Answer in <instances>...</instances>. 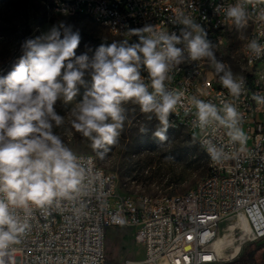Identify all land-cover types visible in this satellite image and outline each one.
Listing matches in <instances>:
<instances>
[{"label": "clouds", "instance_id": "clouds-1", "mask_svg": "<svg viewBox=\"0 0 264 264\" xmlns=\"http://www.w3.org/2000/svg\"><path fill=\"white\" fill-rule=\"evenodd\" d=\"M215 11L238 30L249 19L264 26L261 0L219 4ZM171 23L182 26L179 33L154 25L129 29L125 35L137 36L138 42L123 39L101 44L91 58L87 53L76 54L80 32L64 22L24 42L18 63L0 76V264H11V253L29 234L37 210L69 206L77 215L86 212L85 201L99 173L90 158L77 155L66 144L65 137L74 130L91 142L93 150L115 145L127 119L124 106L128 103L138 105L148 120L154 116L159 121L153 135L165 144L172 126L170 115L187 99L195 108L191 127L208 133L199 142L214 164L227 158L230 147L246 144L236 103L246 91L245 78L217 60V44L207 39V32L192 16L181 13ZM247 49L254 58L264 55L258 38L251 39ZM186 60H207L230 99L217 104L195 95L186 98L183 91L170 88L171 72ZM86 73L91 86L76 102L79 88L86 85ZM258 79L264 82V74ZM252 98L264 104V96L253 94ZM58 101L71 105L67 115L57 113ZM139 130L146 133L147 127ZM220 130L227 137L222 144L214 135Z\"/></svg>", "mask_w": 264, "mask_h": 264}, {"label": "built area", "instance_id": "built-area-1", "mask_svg": "<svg viewBox=\"0 0 264 264\" xmlns=\"http://www.w3.org/2000/svg\"><path fill=\"white\" fill-rule=\"evenodd\" d=\"M236 0H173L162 5V0H62V7L50 8L59 12L74 7L75 15L91 17L112 35L129 42H138L137 36H126L129 29L146 25L164 31L179 33L180 25L172 19L183 13L194 18L207 32V39L219 46L217 60L228 66L224 52L232 22L215 11L219 4H234ZM264 2V0H261ZM109 11H116V19H109ZM251 11V7H249ZM241 45L245 66L246 91L236 102L247 135L243 146L228 149L222 162L208 166V180L193 188L190 194H173L170 201H151L148 197L121 194L114 174L100 171L95 186L86 198V212L77 215L74 207L62 206L48 212L37 210L29 234L11 253V264H100L105 257V229L108 226L126 227L143 247L144 257L138 264H211L222 257L215 242L223 225L240 227L243 220L249 231L243 242L264 238V104H257L253 94L264 96V82L258 79V68H264V55L254 58L247 43L258 38L264 44V26L249 19ZM183 45H178V47ZM3 69L0 68V75ZM145 83L147 73L142 71ZM169 87L183 91L185 97L219 104L230 99L219 76L207 60L191 62V71H184L183 62L171 72ZM195 108L187 99L170 115V121L187 122V130L200 140L208 133L191 127ZM215 139L224 143L223 130ZM206 157H209L202 148ZM91 159V154L79 153ZM243 232V231H242Z\"/></svg>", "mask_w": 264, "mask_h": 264}, {"label": "rangeland", "instance_id": "rangeland-1", "mask_svg": "<svg viewBox=\"0 0 264 264\" xmlns=\"http://www.w3.org/2000/svg\"><path fill=\"white\" fill-rule=\"evenodd\" d=\"M60 22L71 25L74 31L80 32L81 42L76 50L77 55L87 53L91 58L101 44L123 40L112 35L91 17L53 11L49 0H0V68L3 69L1 76L7 75L18 63L24 54L22 45L27 39L43 35ZM247 33V27L238 30L233 25L224 47L227 67L237 77L243 74L241 45ZM85 80L86 85L79 88L76 102L83 98L85 91L91 86V77L87 73ZM69 107L71 105L65 106L61 101L55 105L57 113L62 116L67 115ZM124 107L127 119L115 145L93 150L91 142L74 130L70 136L65 137L66 144L76 154H91L100 167L115 175L119 193L148 194L153 197L181 194L191 190L207 175L202 162L194 158V150L201 148L193 133L186 129L174 130L169 127L168 142L162 144L153 135L159 127V121L154 116L148 120L138 105L128 103ZM143 125L147 127L146 133L139 130ZM61 131L54 129L56 133ZM227 233L230 231L223 225L219 237ZM241 234L242 231L238 228L232 231L233 237L237 238L236 243L239 242ZM231 251L228 249L227 253ZM263 252L264 238L246 240L235 257L225 255L220 261L211 264H226L238 258L249 259L253 261L252 264H264ZM143 257V247L134 241L132 229L106 227L105 257L100 264H138Z\"/></svg>", "mask_w": 264, "mask_h": 264}, {"label": "bare ground", "instance_id": "bare-ground-1", "mask_svg": "<svg viewBox=\"0 0 264 264\" xmlns=\"http://www.w3.org/2000/svg\"><path fill=\"white\" fill-rule=\"evenodd\" d=\"M173 0H162V5H170V2H172ZM52 7H62V0H52ZM58 13L60 14H74V7H64L62 10H60ZM109 19H116V11H109ZM183 47V46H180ZM186 54V53H185ZM219 55V46H217V50H216V56ZM183 66H184V71H191V61H184L183 62ZM3 72V71H2ZM264 74V68H258V77ZM245 75V66H243V74L241 76L238 77H244ZM1 76V75H0ZM171 125L170 128H174L175 129H186L187 130V122H183V121H170ZM201 150L202 147L200 146ZM208 160V164H209V157H206ZM91 160L92 163H96V160L94 158V156L91 155ZM209 166V165H208ZM99 167L100 171H105L102 167ZM208 180V173L205 177H203L201 180H199L196 185L193 187H199L203 182H206ZM193 188L185 193H181V194H190L193 191ZM132 196H140V197H148L149 200L151 201H159V196L153 197L150 196L148 194H140V195H132ZM171 200V195H162V201H170ZM240 227L242 229V234L239 237V242L236 243L237 238L233 237L232 235V231L233 228L230 227V233H227L223 236L218 237V239L215 242V247H216V251L217 253L223 257L225 255L229 256V257H235L241 249V244L243 243V235L245 233H247L249 231L248 226L246 225V223L241 220L240 221ZM228 249H231V253H227Z\"/></svg>", "mask_w": 264, "mask_h": 264}, {"label": "trees", "instance_id": "trees-1", "mask_svg": "<svg viewBox=\"0 0 264 264\" xmlns=\"http://www.w3.org/2000/svg\"><path fill=\"white\" fill-rule=\"evenodd\" d=\"M129 43H133V42H129ZM194 158L196 159V161H201L202 162V166L205 170V172L207 171L208 173V161L207 158L204 154V152L202 150H198L195 149L193 152ZM253 261H250L249 259H245V258H238L235 261H232L230 263H226V264H252Z\"/></svg>", "mask_w": 264, "mask_h": 264}, {"label": "water", "instance_id": "water-1", "mask_svg": "<svg viewBox=\"0 0 264 264\" xmlns=\"http://www.w3.org/2000/svg\"><path fill=\"white\" fill-rule=\"evenodd\" d=\"M262 241H260V243H261ZM259 244V243H258ZM263 258H264V252H263Z\"/></svg>", "mask_w": 264, "mask_h": 264}]
</instances>
